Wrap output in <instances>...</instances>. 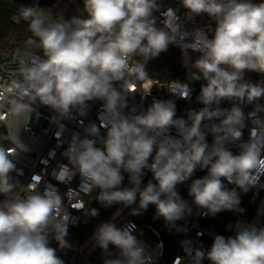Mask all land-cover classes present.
Segmentation results:
<instances>
[{
  "label": "clouds",
  "instance_id": "9594fccd",
  "mask_svg": "<svg viewBox=\"0 0 264 264\" xmlns=\"http://www.w3.org/2000/svg\"><path fill=\"white\" fill-rule=\"evenodd\" d=\"M83 6L85 17L62 18V22L49 21L38 5L20 10L32 33L26 44L42 55L25 53L27 58L19 59L22 79L13 82L18 97L12 101L13 112H37V106H45L53 113L49 123L57 129V139L70 133L63 155L71 167L54 171V178L63 182L78 175L90 193L96 192L94 198L102 207L119 204L130 208L132 216L154 205L153 219L162 218L179 233L186 229L177 222L191 215L193 208L177 185L198 168L206 169L205 176L188 186L192 204L205 216L243 212L241 193L256 187L264 175V116L260 115L264 80L244 79L246 71L264 76V0H180L187 20L203 15L214 19L211 38L209 26L190 33L179 9L161 11L158 0H83ZM155 12L163 18L162 27L157 26ZM170 45L180 48L188 69L187 82L172 81L170 93L190 99L191 82H204L196 98L203 106L190 110L186 119L177 116L172 99H153L139 111L128 103L129 74L146 80L148 61ZM190 52L199 53L194 61ZM133 56L143 62L130 65ZM92 101L102 102L99 124H84L81 119L83 135L68 129L65 121L85 117ZM222 101L231 107L222 108ZM244 104L254 105L253 111L246 114ZM249 123L252 127L244 140ZM19 158L16 149L0 147V196L4 197L0 264H65L57 248L50 246L54 239L61 250L72 247L66 239L72 220L63 209V197L54 185L39 190L35 183L21 184L13 175L22 173ZM145 170L152 179L142 186ZM123 173L128 187H122ZM224 181L235 187L229 189ZM17 189L22 196L13 195ZM89 214L95 217L98 211ZM135 231L131 222L123 227L112 221L97 226L92 241L104 253L103 264H155L162 244L151 249ZM181 245L189 264H203L205 259L211 264H264V226L256 224L238 221L234 235H214L210 249L194 246L190 239Z\"/></svg>",
  "mask_w": 264,
  "mask_h": 264
},
{
  "label": "built area",
  "instance_id": "2783aa9c",
  "mask_svg": "<svg viewBox=\"0 0 264 264\" xmlns=\"http://www.w3.org/2000/svg\"><path fill=\"white\" fill-rule=\"evenodd\" d=\"M62 1H66L72 4L82 3L83 0H58V4ZM161 4V11L168 7L179 9L178 15L184 22V27L190 33L197 27L209 26L207 28V35L212 37L215 29V21L209 18L207 15L195 16L191 21L186 19V10L180 6V0H158ZM254 2H260V0H254ZM57 4V6H58ZM56 6V7H57ZM55 9V8H54ZM53 10V9H52ZM154 16L157 18V26L162 27L160 21L163 19L159 12H155ZM56 18L61 19L58 15ZM27 25V22H26ZM168 50H180L179 47L170 45ZM192 53V52H191ZM36 54V53H35ZM199 55V53H194ZM27 58L22 52L20 46H14L8 55L0 60V125L4 128L6 134V144L0 141V147L16 149L19 154L18 168L22 170L20 175L13 174L21 184L27 185L32 182L37 184L39 190H43L45 185H54L60 195L63 197V209L66 210L72 220L68 227L78 229L81 227L91 226L95 222L99 221L102 217L103 208L96 200V192L94 190L90 193L86 185L80 182L79 176H75L72 179L65 178L63 182H59L54 178V171L60 172L61 168H70L63 153L67 148V141L70 139V133L65 132L63 136L58 140L55 133L57 129L50 125L49 120L53 113L45 106H37V112L26 111L20 115L13 112L12 101L17 100L16 90L13 82L17 79H22L18 75L19 59ZM139 61L129 57L130 65H135ZM130 83L128 85V103L130 107H136L137 111L146 110L152 103L153 99L169 100L172 99L176 104V113L178 117L187 118V113L190 110H199L203 105L197 101V96L200 91H192L190 99H180L173 96L169 89L172 88V82H164L151 78L148 75L146 80H139L132 77L131 73L128 77ZM264 103V100L260 101ZM100 101L89 102V108L87 115L83 118H78L73 121H65L68 129L72 131H79L83 135L80 120H83L84 124L89 122H96L99 124V114L101 112ZM222 108H230L231 103L228 101H222ZM243 111L247 114L253 111L254 105L244 104L241 105ZM128 111L127 109L125 110ZM264 116V113H260ZM252 125L249 123L243 130V139L247 140L249 137V130ZM101 134L104 135V129H101ZM172 134L175 135V130H172ZM207 141L211 143L212 136H207ZM231 150L238 153L239 149L235 145H231ZM207 174V170H200L199 168L194 172L193 176L186 182L177 185V191L180 196L185 197L189 204L192 206L193 211L191 216V223L186 230L182 240L190 239L194 246L202 247L204 249H210L213 242L214 235L218 232L212 227V221L215 216H205L201 214L202 210L196 208L192 204V198L188 195V186L192 180L201 178ZM127 175V173H123ZM66 177V174H65ZM145 182L142 186L146 185L149 180L152 179L151 172L145 170L143 176ZM155 182V181H153ZM226 186L231 189L235 185L228 184L224 181ZM239 192V189H237ZM98 192V190H97ZM13 195H23L22 192L17 189ZM4 199L0 196V200ZM131 207H136L132 205ZM240 211H227L228 215L233 219L234 226L231 236L234 235L235 225L238 221L247 224H256L260 226L261 221L264 219V175L260 177L259 184L248 191L246 194L241 193ZM92 209L98 211V215L92 217L89 213ZM130 208L119 209L111 216L108 221H112L117 224L118 227H123L129 222L136 225V231L134 234L138 239L143 240L151 249H155L158 244H162L160 249L161 254L155 260V264H161L165 257V244L161 233L150 225H140L134 220V216L130 215ZM119 212V215L116 213ZM61 213L60 215H62ZM115 219L113 220V217ZM181 240V241H182ZM72 245L70 249L66 250L69 256L83 258L80 264H95L89 259L95 255L100 248L94 247L92 237L83 245L69 241ZM180 260V264H189L188 257L185 254L183 247L180 243L176 252L172 256L168 264H176L177 260ZM179 264V261H177ZM203 264H211L210 261L205 259Z\"/></svg>",
  "mask_w": 264,
  "mask_h": 264
},
{
  "label": "trees",
  "instance_id": "16d2710c",
  "mask_svg": "<svg viewBox=\"0 0 264 264\" xmlns=\"http://www.w3.org/2000/svg\"><path fill=\"white\" fill-rule=\"evenodd\" d=\"M33 4H17L13 0H0V60L6 57L5 53L10 46L15 43V46H20L24 53H36L42 55L39 49L28 46L26 41L32 36V33L27 30L26 22L20 17V10L24 6H31ZM53 14L58 15L61 19L69 20L73 16L79 15L82 17L86 16V12L82 3L72 4L66 1H62L58 6L51 10ZM193 61L198 56L190 52ZM134 60L143 62L139 56H133ZM148 75L159 81L172 82L180 81L187 82L188 69L185 67L181 50H167L161 53L158 57L151 59L146 64ZM244 79L253 83L264 80V76L257 72L246 71ZM203 81H193L190 87L195 91H200L201 84ZM5 130L0 125V141L4 144L7 143L5 139ZM145 179H143V183ZM128 176H124L122 187H128ZM182 197V196H181ZM186 200L185 197H182ZM121 205L116 204L108 208H103L102 217L99 221L95 222L91 226L81 227L78 229L68 227V236L66 239L78 243L79 245L85 244L92 236L97 226L102 222H107L111 216L119 209ZM156 209L154 205H149L147 211L143 212L142 215L134 216V220L140 225H150L157 229L163 238L165 244V257L161 264H168L172 256L179 247L181 240L185 234L184 232H177L175 229H170L162 218L153 219ZM183 228L188 229L191 223V216H187L184 220L178 221ZM231 226V227H230ZM234 226L233 219L228 215L227 211H222L215 215L212 221V227L218 232L219 235L231 236ZM264 226V219L261 221L260 226ZM50 246L57 248V243L54 239H50ZM111 252H115L116 249L113 246H109ZM65 264H77L79 257L69 256L67 251L60 256ZM104 253L101 249L90 257V261L95 264H103Z\"/></svg>",
  "mask_w": 264,
  "mask_h": 264
},
{
  "label": "water",
  "instance_id": "95a60500",
  "mask_svg": "<svg viewBox=\"0 0 264 264\" xmlns=\"http://www.w3.org/2000/svg\"><path fill=\"white\" fill-rule=\"evenodd\" d=\"M17 4H33L38 5L40 9H54L58 4V0H13Z\"/></svg>",
  "mask_w": 264,
  "mask_h": 264
},
{
  "label": "rangeland",
  "instance_id": "374dc122",
  "mask_svg": "<svg viewBox=\"0 0 264 264\" xmlns=\"http://www.w3.org/2000/svg\"><path fill=\"white\" fill-rule=\"evenodd\" d=\"M44 13V15L47 17V19L49 21L52 22H62V19L56 18V15L53 14V12L50 9H41ZM15 46V43H13L9 49H7L5 55H8V53L10 52V50ZM51 227H54V223L52 225H50ZM64 253V250L61 249H57V254L59 256H61ZM83 260H85V257L80 258L77 264H80ZM90 260V259H89Z\"/></svg>",
  "mask_w": 264,
  "mask_h": 264
}]
</instances>
